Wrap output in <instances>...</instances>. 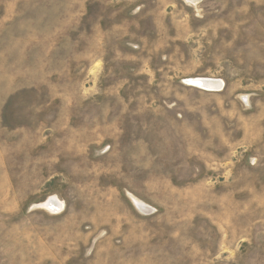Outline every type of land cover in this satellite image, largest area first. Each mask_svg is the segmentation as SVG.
Masks as SVG:
<instances>
[{"label": "rangeland", "instance_id": "rangeland-1", "mask_svg": "<svg viewBox=\"0 0 264 264\" xmlns=\"http://www.w3.org/2000/svg\"><path fill=\"white\" fill-rule=\"evenodd\" d=\"M0 264H264V0H0Z\"/></svg>", "mask_w": 264, "mask_h": 264}, {"label": "bare ground", "instance_id": "bare-ground-1", "mask_svg": "<svg viewBox=\"0 0 264 264\" xmlns=\"http://www.w3.org/2000/svg\"><path fill=\"white\" fill-rule=\"evenodd\" d=\"M190 82L194 81V83H198L196 84L197 86H204L206 89L208 88L209 90H219L223 87L224 82L222 80H219L217 78H196L194 80H189ZM207 89V90H208ZM60 200V199H59ZM59 202V201H58ZM45 203V202H44ZM46 205L50 208L55 209V207H57V201L54 199H50ZM58 208V207H57ZM60 211V210H59Z\"/></svg>", "mask_w": 264, "mask_h": 264}, {"label": "water", "instance_id": "water-1", "mask_svg": "<svg viewBox=\"0 0 264 264\" xmlns=\"http://www.w3.org/2000/svg\"><path fill=\"white\" fill-rule=\"evenodd\" d=\"M189 83H191V84H193V85L198 84V83H194V81H192V82L189 81ZM201 87H202V88H205L204 86H201Z\"/></svg>", "mask_w": 264, "mask_h": 264}]
</instances>
